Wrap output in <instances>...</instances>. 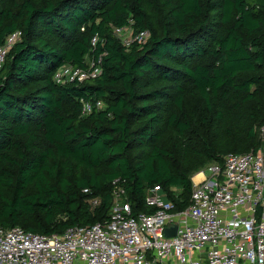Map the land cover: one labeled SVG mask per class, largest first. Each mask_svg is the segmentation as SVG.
I'll return each mask as SVG.
<instances>
[{"label": "trees", "instance_id": "obj_1", "mask_svg": "<svg viewBox=\"0 0 264 264\" xmlns=\"http://www.w3.org/2000/svg\"><path fill=\"white\" fill-rule=\"evenodd\" d=\"M115 28L150 38L125 45ZM16 32L0 71V227L104 223L117 179L134 215L153 212L155 187L181 211L206 166L264 150V0H0V47ZM100 57L98 77L55 81Z\"/></svg>", "mask_w": 264, "mask_h": 264}, {"label": "built area", "instance_id": "obj_2", "mask_svg": "<svg viewBox=\"0 0 264 264\" xmlns=\"http://www.w3.org/2000/svg\"><path fill=\"white\" fill-rule=\"evenodd\" d=\"M129 29L114 30L123 39ZM21 36L12 34L0 47V71ZM149 38L145 31L131 42L143 45ZM97 43L96 36L92 44ZM101 61L102 57L93 61L87 70L66 64L54 79L65 85L96 78L102 73ZM82 104L83 114H90L92 105L84 100ZM103 106L97 103L98 108ZM192 180L190 205L181 211L155 187L145 195L153 212L134 215L125 181L117 179L110 217L104 223L71 228L61 235L0 227V264H264V150L229 154L223 164H209ZM98 204V199L92 201L93 206ZM170 224L177 233L168 238L165 230Z\"/></svg>", "mask_w": 264, "mask_h": 264}, {"label": "water", "instance_id": "obj_3", "mask_svg": "<svg viewBox=\"0 0 264 264\" xmlns=\"http://www.w3.org/2000/svg\"><path fill=\"white\" fill-rule=\"evenodd\" d=\"M176 233H177V227L173 224H170L165 230V235L168 238L176 236Z\"/></svg>", "mask_w": 264, "mask_h": 264}, {"label": "rangeland", "instance_id": "obj_4", "mask_svg": "<svg viewBox=\"0 0 264 264\" xmlns=\"http://www.w3.org/2000/svg\"><path fill=\"white\" fill-rule=\"evenodd\" d=\"M132 39H133V35H131V33H128L127 35L124 36V38L122 39V41L127 44L128 42L132 43L131 42ZM93 64L94 63H93V60L92 59L88 61L89 67H91Z\"/></svg>", "mask_w": 264, "mask_h": 264}, {"label": "bare ground", "instance_id": "obj_5", "mask_svg": "<svg viewBox=\"0 0 264 264\" xmlns=\"http://www.w3.org/2000/svg\"><path fill=\"white\" fill-rule=\"evenodd\" d=\"M199 178H201V175H198L197 178H196V180L199 179Z\"/></svg>", "mask_w": 264, "mask_h": 264}]
</instances>
